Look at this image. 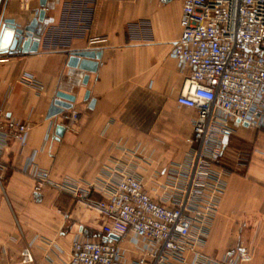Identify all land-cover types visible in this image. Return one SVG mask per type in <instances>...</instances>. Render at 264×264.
Listing matches in <instances>:
<instances>
[{"label": "crops", "instance_id": "crops-1", "mask_svg": "<svg viewBox=\"0 0 264 264\" xmlns=\"http://www.w3.org/2000/svg\"><path fill=\"white\" fill-rule=\"evenodd\" d=\"M40 9L41 0H5L0 29L4 19L27 26ZM45 10L49 23L37 52L0 50V109L6 106L32 128L28 145L12 146L5 157L0 264H66L78 234L102 236L105 220L95 209L52 187L34 192L35 180L23 171L33 151L55 180L71 176L94 183L112 160L131 161L147 189L162 194L172 166L191 148L196 113L176 101L190 68L181 70L171 56L181 36L182 0H47ZM100 37L106 41L90 44ZM86 49L102 51L96 72L68 66L73 51ZM25 72L36 76L41 91L24 83ZM59 90L76 96L72 109L80 113L61 137L56 136L60 116L46 117ZM256 130L235 124L227 140L228 149L233 136L238 142L246 137L250 145L241 152L249 160L227 176L204 248L211 260L242 246L249 257L241 264H264V130ZM92 198L100 199L99 193ZM118 241L129 259L144 252L142 240L128 235ZM28 245L33 258L25 263L21 252ZM187 259L190 264L192 254Z\"/></svg>", "mask_w": 264, "mask_h": 264}, {"label": "built area", "instance_id": "built-area-1", "mask_svg": "<svg viewBox=\"0 0 264 264\" xmlns=\"http://www.w3.org/2000/svg\"><path fill=\"white\" fill-rule=\"evenodd\" d=\"M181 36L171 56L179 68H190L176 101L195 110L191 148L184 160L174 164L162 194L147 189L145 178L131 161L112 160L94 182L71 176L53 179L37 162L38 151L28 157L23 171L34 180V192L52 187L71 194L104 218L102 236L78 234L66 264H241L249 255L239 246L220 260L207 258L204 248L227 189L232 171L223 165L227 140L234 125L264 130V0H182ZM5 0H0V23ZM106 41L94 38L90 44ZM30 87L42 90L36 76L23 74ZM59 124L72 127L80 118L66 110ZM31 126L0 109V185L8 170L6 154L14 146L25 148ZM249 154L238 152L237 166ZM94 192L100 199L94 200ZM132 236L144 241L143 253L129 259L118 240ZM25 263L32 261V245L23 248Z\"/></svg>", "mask_w": 264, "mask_h": 264}, {"label": "water", "instance_id": "water-1", "mask_svg": "<svg viewBox=\"0 0 264 264\" xmlns=\"http://www.w3.org/2000/svg\"><path fill=\"white\" fill-rule=\"evenodd\" d=\"M42 9L36 12L35 17L27 26H21L17 24L14 19H4V24L0 29V50L1 52L10 53H35L40 46L39 37L44 32V27L49 23V18L46 14L47 0H41ZM9 43V48H3V44ZM102 56L101 50L86 49L73 51L68 60V66L72 68H79L83 71L96 72L98 69V61ZM89 76L85 75L83 78V84H87ZM90 97V91L86 92L85 99ZM76 100V96L70 94L67 91L59 90L51 103L47 119L57 117L66 110L73 108V103ZM95 100H92L91 106L94 105ZM244 126L248 127L247 123ZM65 132V127L61 124L56 126V136L61 137ZM119 240V236L110 234L107 239Z\"/></svg>", "mask_w": 264, "mask_h": 264}, {"label": "rangeland", "instance_id": "rangeland-1", "mask_svg": "<svg viewBox=\"0 0 264 264\" xmlns=\"http://www.w3.org/2000/svg\"><path fill=\"white\" fill-rule=\"evenodd\" d=\"M253 130L255 131L256 129H253ZM243 142H245V144ZM228 144H229V147L227 149L226 156L223 160L225 167L232 172H234L235 170L239 171L238 169H235V167L245 168L248 162L241 164V166H237V154L238 152H241V150H243L244 148H248V145H250V143L248 142V139H246L245 137L242 142H238L237 138L233 136ZM229 164H231V166Z\"/></svg>", "mask_w": 264, "mask_h": 264}]
</instances>
